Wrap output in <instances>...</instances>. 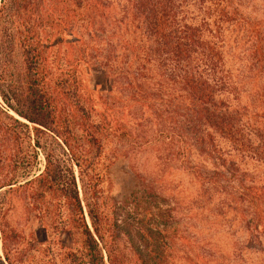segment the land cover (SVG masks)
<instances>
[{
	"label": "trees",
	"instance_id": "1",
	"mask_svg": "<svg viewBox=\"0 0 264 264\" xmlns=\"http://www.w3.org/2000/svg\"><path fill=\"white\" fill-rule=\"evenodd\" d=\"M229 2L0 0V189L26 188V195L38 202L42 221L48 218L50 209L55 210L56 217L66 218L77 247L75 252H63L64 264H114L116 253L115 233L106 220L102 221L99 210L106 197L110 201L114 196L100 199L101 195H96L103 176L100 179L91 172L96 160L91 152L102 148L108 137L99 130L106 120L100 115L92 124L88 122L93 110L83 103L88 92L77 75L83 71L81 67L87 69L90 63L100 66L110 81V90H118L116 100L111 99L114 103L106 99L107 109L119 105L122 110L133 105L143 113L141 117L135 114L136 124H141L147 114L170 129L171 135L177 133L172 129H180V151L192 141L203 147L218 142L217 138L235 145L249 143L253 156L264 166V119L253 120L239 104L243 67L253 63L254 80L261 75L264 79L262 46L257 40L240 60L228 59L233 51L225 33L230 25L240 27L243 23ZM249 28L255 34L253 39H259L256 26ZM84 37L103 42L102 53H90L94 54L93 61L83 55L84 48H88H83ZM62 43L77 52L70 57L68 50L63 51V61L70 57L68 66L63 67L57 56ZM237 62L241 72L235 75L232 66ZM62 117L70 118L72 126L82 131L74 145H69L64 127L61 130L57 125ZM40 134L54 140L71 165L78 168V182L72 168L68 173L63 171L61 159L41 144ZM24 144L32 149L33 158L37 152L42 153L44 166L39 174L21 183L32 161L26 157ZM82 160L92 173L88 192ZM110 166L111 163L103 166L105 177L111 172ZM135 194L131 191L128 199L134 200ZM4 204L0 201V239L5 249L6 239L14 235L1 223L5 209H9ZM144 207L143 219L122 223L131 243L135 232L149 242L146 233L155 229L149 220L162 217ZM114 226L118 227L116 219ZM4 252V260L13 264Z\"/></svg>",
	"mask_w": 264,
	"mask_h": 264
},
{
	"label": "rangeland",
	"instance_id": "2",
	"mask_svg": "<svg viewBox=\"0 0 264 264\" xmlns=\"http://www.w3.org/2000/svg\"><path fill=\"white\" fill-rule=\"evenodd\" d=\"M229 5L241 15L243 23L240 27L230 25L225 33L229 38L227 45L233 51L228 59L240 60L259 40L262 46L260 57L264 61V0H230ZM251 25L256 26L259 39H253L255 34L249 30ZM96 35L102 37L101 33ZM83 43V48L88 46L87 51L84 48L83 55L90 61L95 59L90 53L94 50L102 53L104 49L103 42L98 39L84 37ZM57 50L62 67L68 66V58L77 55L75 48L71 50L64 43ZM64 50L69 51L66 52L70 55L67 61L61 59ZM239 67L238 62L232 66L235 75L241 72ZM81 68L83 71L77 75L88 92L87 100L82 101L93 110L88 122L92 124L100 115H104L106 120L105 126L99 125V130L105 131L108 137L102 148H97V151L94 148L91 152L96 158L91 172L95 176L100 175V179L103 176L96 195H101L100 199L114 196V200L109 201L106 197L99 204L102 221L106 220L111 225L116 237L113 263L264 264V166L253 156L251 144L235 145L217 138L218 142L207 143L203 147L192 141L184 146L186 150L180 151L177 135L180 129H172L177 133L171 135L170 129L147 114H144L145 120L141 124H136L135 114L141 117L143 113L137 112L133 105L122 110L119 105L112 106V110L107 109L106 99L114 103L111 99L116 100L118 90H110V81L100 66L90 63L89 68ZM242 70L244 87L239 104L246 115L260 121L264 119L263 76L254 80L253 63L245 65ZM113 119L117 122L115 125ZM60 122L58 127L61 130L64 127L69 145H74L82 131L72 126L70 118L62 117ZM38 137L45 149L52 150L61 159L63 171L68 173L72 168L78 182L79 170L71 165L65 152L46 134ZM23 148L28 160L32 161L27 167L28 175L20 178L21 183L39 174L44 166L41 152L33 158L29 145L24 144ZM83 160L81 170L88 192L92 173ZM107 163H111V172L105 177L102 171ZM14 188L11 191H6L7 187L0 189V201L5 202L4 208H9L5 209L7 213L1 223L14 235L6 239L8 248L5 249L0 239V263L8 264L4 260L6 251L13 264H64L63 252L68 249L75 252L77 247L71 224L63 216L56 217L54 209H50L48 218L42 221L38 202L36 204L26 195V188ZM131 191L136 192L134 200L128 199ZM144 206L162 217L149 220L155 224V229L146 233L151 239L149 242L141 240L135 232L131 243L122 223L124 220L143 219ZM114 219L118 227L114 226ZM137 255L142 256L144 263Z\"/></svg>",
	"mask_w": 264,
	"mask_h": 264
}]
</instances>
